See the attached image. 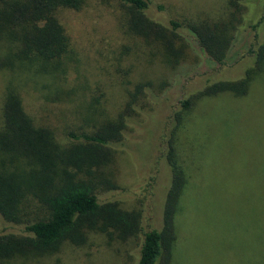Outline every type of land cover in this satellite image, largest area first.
Here are the masks:
<instances>
[{
    "label": "rangeland",
    "instance_id": "obj_1",
    "mask_svg": "<svg viewBox=\"0 0 264 264\" xmlns=\"http://www.w3.org/2000/svg\"><path fill=\"white\" fill-rule=\"evenodd\" d=\"M81 2L78 11L60 13L75 56L67 63V81L61 85L70 88L76 78L84 82L78 87V100L69 105L74 108L81 97L101 91L105 99L101 108L115 112L128 101L127 94L136 84L148 85L152 94L138 98L149 110L137 113L136 108L137 117L132 118L137 120L136 128L126 125L125 133L132 128V135L124 137L125 147L117 148L116 158L107 167L110 175L106 173V181L94 180L99 183L95 194L100 202L117 203L122 210L138 215L142 229H159L170 174L166 165L156 160L158 137L169 128L181 99L201 91L209 80H234L251 60L221 69L203 56L182 28L176 30L178 38H184L189 49L183 50L177 64L173 58L163 61L159 48H146L142 39L126 34L120 15L127 9L116 0ZM226 2L151 0L153 6L145 14L162 25L170 19L192 16L213 22L228 13ZM256 14L253 8L249 19ZM244 35L248 42L251 34L246 31ZM178 43L174 41L175 48ZM3 80L0 76V98ZM32 83L30 79L25 91ZM80 120L84 121L81 127L89 130L86 118L80 116ZM52 124L59 145L69 144L65 132L75 128L66 114ZM175 136L174 160L184 188L173 212L171 208L168 232L172 246L166 264H264V70L238 98L196 95L191 108L181 116ZM161 149L166 150L164 146ZM10 170L9 164L0 165V172ZM157 174L153 186L150 178ZM107 182L115 189L107 191ZM20 207L30 211L27 216L41 215L42 208L30 194L21 200ZM138 243L139 239L121 243L87 232L83 245L66 242L59 252L25 264H134Z\"/></svg>",
    "mask_w": 264,
    "mask_h": 264
},
{
    "label": "trees",
    "instance_id": "obj_2",
    "mask_svg": "<svg viewBox=\"0 0 264 264\" xmlns=\"http://www.w3.org/2000/svg\"><path fill=\"white\" fill-rule=\"evenodd\" d=\"M81 1L0 0V76L4 79L0 165L11 167L7 173L0 172V264H25L29 259L49 257L66 242L81 246L87 232L121 243L139 239L134 264H166L172 246L168 232L171 208L173 212L184 188L173 154L181 116L198 94H225L231 98L245 95L257 74L263 72L264 0H227L228 13L213 22L192 16L187 20L170 19L167 25L146 17L145 12L153 6L151 0H116L127 9L120 15L126 34L142 39L146 48H159L163 61L173 58L177 64L183 50L189 49V43L178 38L176 30L182 28L203 56L221 69L251 60L241 76L209 80L201 91L181 99L173 111L169 128L158 137L155 149L156 160L162 161L170 174L161 227L146 230L138 223V215L122 210L117 203L100 202L95 194L99 183L94 180L106 181V173L110 175L107 167L116 158L117 148L125 147L124 137L132 135V128L125 133L126 125L133 124L135 129L137 120L132 118L149 110L138 98L152 94L148 85L136 84L127 94L128 101L115 112L101 108L105 102L101 91L81 97L74 108L69 105L78 100V87L84 82L76 78L70 88L61 85L67 81V63L75 56L69 35L60 23V13L78 11ZM253 8L257 9L256 17L249 19ZM246 31L251 34L248 42ZM174 41L179 42L177 48ZM242 45L245 48L240 52ZM30 79L32 87L25 91ZM64 114L75 129L65 132L71 142L59 145L52 123ZM80 116L86 118L89 130L81 127L83 120L77 121ZM162 146L166 150L162 151ZM158 178V174L150 178L153 186ZM107 184V191L115 189L113 183ZM26 194L42 208L40 216H27L30 211L20 207Z\"/></svg>",
    "mask_w": 264,
    "mask_h": 264
}]
</instances>
